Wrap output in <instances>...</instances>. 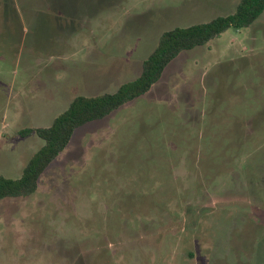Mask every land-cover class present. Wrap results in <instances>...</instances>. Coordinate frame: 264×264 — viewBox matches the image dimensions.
<instances>
[{"label":"rangeland","instance_id":"obj_1","mask_svg":"<svg viewBox=\"0 0 264 264\" xmlns=\"http://www.w3.org/2000/svg\"><path fill=\"white\" fill-rule=\"evenodd\" d=\"M239 0H0V176L76 96L135 80L160 35ZM0 264H264V12L182 51L0 201Z\"/></svg>","mask_w":264,"mask_h":264},{"label":"trees","instance_id":"obj_2","mask_svg":"<svg viewBox=\"0 0 264 264\" xmlns=\"http://www.w3.org/2000/svg\"><path fill=\"white\" fill-rule=\"evenodd\" d=\"M264 12V0H239L235 11L206 23L163 32L155 49L141 65L139 76L118 87L112 94L76 96L68 108L48 127L25 128L19 135H35L43 145L26 163L18 179L0 176V201L4 198L28 197L35 193L42 174L69 144L74 131L83 125L103 119L142 95L160 79L167 65L182 51L203 46L230 28L249 27Z\"/></svg>","mask_w":264,"mask_h":264},{"label":"crops","instance_id":"obj_3","mask_svg":"<svg viewBox=\"0 0 264 264\" xmlns=\"http://www.w3.org/2000/svg\"><path fill=\"white\" fill-rule=\"evenodd\" d=\"M38 128H40V127H38Z\"/></svg>","mask_w":264,"mask_h":264}]
</instances>
